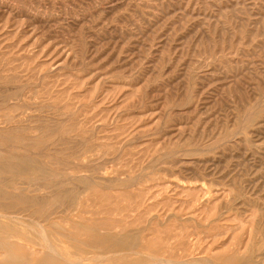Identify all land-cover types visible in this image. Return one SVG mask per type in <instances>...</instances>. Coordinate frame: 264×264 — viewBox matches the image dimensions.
Instances as JSON below:
<instances>
[{
  "label": "rangeland",
  "instance_id": "obj_1",
  "mask_svg": "<svg viewBox=\"0 0 264 264\" xmlns=\"http://www.w3.org/2000/svg\"><path fill=\"white\" fill-rule=\"evenodd\" d=\"M0 193L35 260L42 225L68 261L264 264V0H0Z\"/></svg>",
  "mask_w": 264,
  "mask_h": 264
},
{
  "label": "bare ground",
  "instance_id": "obj_2",
  "mask_svg": "<svg viewBox=\"0 0 264 264\" xmlns=\"http://www.w3.org/2000/svg\"><path fill=\"white\" fill-rule=\"evenodd\" d=\"M79 153V152H78ZM16 166V165H15ZM46 171V170H45ZM44 171V173H43V175H45V174H48V172H45ZM25 172H27L26 170H25ZM40 173V172H39ZM41 174V173H40ZM26 175V174H25ZM72 177L70 178V180H69V184H72L73 185V183H75L74 181L78 178L76 175H71ZM83 176V175H82ZM85 176V175H84ZM88 176V175H87ZM19 178V177H18ZM16 179V178H15ZM54 179H56V178H54ZM50 180H53V179H50ZM46 181H48V179L46 180ZM9 182V181H8ZM24 182V181H23ZM58 182V185H62V187H59L60 188V190H59V192L61 193V195H63V194H65V195H71L72 194V192H73V189L71 188H66V186L64 185V183L61 181H57ZM40 183V182H39ZM95 184V183H94ZM22 185V184H21ZM42 185V184H41ZM45 185V184H44ZM37 186V185H36ZM7 189H8V187H7ZM23 189V188H22ZM26 189V188H25ZM45 189V188H44ZM20 191V190H19ZM21 192V191H20ZM47 193V192H46ZM29 194H32V193H29ZM60 195V196H61ZM4 196H5V198L6 199H12V200H15L16 201V203L17 204H20V203H29V204H33V203H37L38 202V200L37 199H25V198H23V197H16V196H13L12 195V193H5L4 194ZM23 196V195H22ZM30 196H32V195H30ZM36 196H38L37 194H36ZM0 197H2L3 198V195H2V193H0ZM46 197V196H45ZM32 198V197H31ZM37 198V197H36ZM14 206H12V207H7L6 209L7 210H9V209H11V208H13ZM0 211H3L2 209H0ZM7 215V214H6ZM16 217V216H15ZM6 219V218H9V219H12V221H16V222H18V223H20V220L22 219V218H20V217H18V218H14V217H11V216H5L4 214H2V213H0V220L1 219ZM9 219H8V221H9ZM7 220V219H6ZM11 221V220H10ZM28 221V220H27ZM29 221H31V220H29ZM33 222H34V220H32ZM31 221V222H32ZM15 222V223H16ZM23 223V222H22ZM30 223V222H29ZM35 224V223H34ZM20 225V224H19ZM36 225H37V223H36ZM23 226V225H22ZM24 227H27L26 225H24L23 226V228ZM35 227V226H34ZM60 227V226H59ZM67 227V226H66ZM65 227V228H66ZM28 228H30V227H28ZM22 229V228H21ZM27 229V228H26ZM32 230V229H31ZM7 229H3V230H1L0 231V250H3L5 253H4V259H3V261H0V264H89V263H85L84 261H82V260H80V258H78L77 260L78 261H68V260H66V259H62V256H61V253L59 252V249H58V247H57V245H55L50 239H49V236H48V232L46 231V228H44L42 225L40 226V227H38V232H36V234L38 235V233H39V238L42 240V242H43V244L45 245V249L46 248H48V253L46 254L45 253V255L44 256H41V257H38V258H36V260H35V258L33 259V255L36 253V251L35 250H33L32 249V247H29L28 249H29V252H20V249H19V247L17 248V249H14V247L16 246L15 245V243H12L11 242V240H10V238H11V235L10 234H8L7 232ZM26 231V230H25ZM33 232V231H32ZM57 232V231H56ZM61 232V231H60ZM26 233V232H25ZM62 233H64V232H62ZM34 234V233H33ZM60 234V233H59ZM50 235V234H49ZM121 235V234H120ZM28 236H29V234H28ZM38 236H36V237H38ZM69 236V235H68ZM101 236V235H100ZM122 236V235H121ZM70 237V236H69ZM117 237V236H116ZM124 237V236H123ZM131 237V236H130ZM129 237V238H130ZM134 237V236H133ZM32 239H34L33 237H32ZM72 239V238H71ZM77 239V238H76ZM81 240V239H80ZM80 240H77V241H80ZM108 240V239H107ZM138 240V239H137ZM76 241V240H75ZM40 242V241H39ZM41 242V243H42ZM138 242V241H137ZM117 243V242H116ZM130 243H131V241H130ZM84 244V243H83ZM132 244V243H131ZM43 245V246H44ZM81 245H82V243H81ZM114 245V244H113ZM134 245V244H133ZM139 245V244H138ZM42 246V245H41ZM40 246V247H41ZM27 247V246H26ZM85 247V246H84ZM136 247H137V245H136ZM138 248V247H137ZM41 249H43V248H41ZM47 250V249H46ZM41 252V251H40ZM62 253H64V252H62ZM66 254V253H65ZM64 254V255H65ZM120 254V253H119ZM123 254V253H122ZM130 254H132V253H130ZM3 255V254H2ZM41 255H43V254H41ZM112 255V254H111ZM116 255H118V254H116ZM121 255V254H120ZM119 255V256H120ZM126 255V254H125ZM72 256V255H71ZM83 256V255H82ZM99 256V255H98ZM98 256H96V258L98 257ZM113 256V255H112ZM114 256H115V254H114ZM114 256H113V258H114ZM123 256V255H122ZM133 256V255H132ZM135 256H141V255H135ZM146 256V255H145ZM90 257V256H89ZM100 257V256H99ZM108 257H110V256H108ZM108 257H107V259H108ZM150 257V256H149ZM201 257V256H200ZM77 258V257H76ZM95 258V256L93 255V259ZM106 258V257H105ZM105 258L103 259V261H105ZM148 258V257H147ZM159 258V257H158ZM158 258H154L153 257V259H157L158 260ZM74 259V258H73ZM92 259V260H93ZM106 259V260H107ZM111 259V258H110ZM149 259V258H148ZM163 259V258H162ZM188 259V258H187ZM190 259V258H189ZM194 259V258H193ZM196 259V258H195ZM199 259V258H198ZM70 260V259H69ZM76 260V259H75ZM87 260H88V257H87ZM90 260V259H89ZM97 260V259H96ZM98 260H100V262H101V259H98ZM97 260V261H98ZM118 260V259H117ZM147 260V259H146ZM150 260V259H149ZM151 260H152V258H151ZM86 261V260H85ZM102 261V262H103ZM160 261V262H159ZM205 261V260H204ZM207 261H209V259L207 260ZM206 261V262H207ZM92 262V261H91ZM195 262V261H194ZM199 262V261H198ZM211 262V263H210ZM113 263V262H112ZM145 263V262H144ZM205 263V262H204ZM208 264H213L212 263V261L210 260L209 262H207ZM99 264H102V263H99ZM109 264V263H108ZM146 264H198V263H193V262H178V261H172V260H169V259H166V260H162L161 261V258H159V260L158 261H149V263H146ZM202 264V263H201Z\"/></svg>",
  "mask_w": 264,
  "mask_h": 264
}]
</instances>
